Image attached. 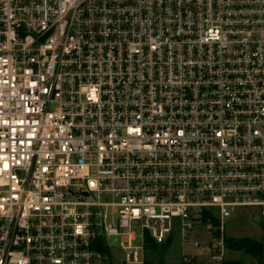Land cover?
Segmentation results:
<instances>
[{
    "label": "built area",
    "instance_id": "2783aa9c",
    "mask_svg": "<svg viewBox=\"0 0 264 264\" xmlns=\"http://www.w3.org/2000/svg\"><path fill=\"white\" fill-rule=\"evenodd\" d=\"M250 211L264 0H0V264H112L111 239L147 264L199 230L220 261Z\"/></svg>",
    "mask_w": 264,
    "mask_h": 264
},
{
    "label": "rangeland",
    "instance_id": "374dc122",
    "mask_svg": "<svg viewBox=\"0 0 264 264\" xmlns=\"http://www.w3.org/2000/svg\"><path fill=\"white\" fill-rule=\"evenodd\" d=\"M250 212H241L236 218L228 222L226 225L225 241L227 249L223 260H212L208 248L194 246L193 241L196 239L200 243L207 242L211 236L208 232L199 230L193 233L188 242L184 243L181 240L178 232L173 234L172 242L167 247L156 246L153 248L144 249V261L147 264H176L179 260H185L182 264H258L257 256L245 249H238L235 246L229 245L228 241L233 243L243 238H249L255 242L264 244V218ZM179 219H173V224L176 226ZM112 245L110 251L112 255V264H125L123 262L124 253L118 240L111 239ZM139 241L134 245H139ZM140 253V252H139ZM261 260H264V249ZM169 261V262H164ZM264 264V262H263Z\"/></svg>",
    "mask_w": 264,
    "mask_h": 264
},
{
    "label": "trees",
    "instance_id": "16d2710c",
    "mask_svg": "<svg viewBox=\"0 0 264 264\" xmlns=\"http://www.w3.org/2000/svg\"><path fill=\"white\" fill-rule=\"evenodd\" d=\"M230 247L231 246H235L236 248L238 249H245L247 251H250V253H252L253 255L257 256V258L259 259L258 260V264H263L262 260H261V257H262V253H263V249H264V244H261V243H258V242H255L249 238H243L241 240H238L237 242H229V240H227ZM172 242V237H170L166 243L164 244H156L150 237H146V240H145V248H155L156 246H164V247H167L169 246V244ZM182 264V263H180Z\"/></svg>",
    "mask_w": 264,
    "mask_h": 264
},
{
    "label": "crops",
    "instance_id": "0c3cea01",
    "mask_svg": "<svg viewBox=\"0 0 264 264\" xmlns=\"http://www.w3.org/2000/svg\"><path fill=\"white\" fill-rule=\"evenodd\" d=\"M164 262H169V261H165V260H163ZM184 261L185 260H179V261H177V262H172V263H176V264H180V263H184ZM123 262H124V260H123ZM263 262H264V260H263Z\"/></svg>",
    "mask_w": 264,
    "mask_h": 264
}]
</instances>
